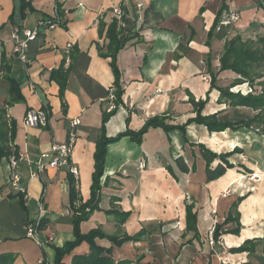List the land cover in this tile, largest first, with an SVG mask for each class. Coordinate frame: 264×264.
Returning <instances> with one entry per match:
<instances>
[{
    "label": "crops",
    "instance_id": "0c3cea01",
    "mask_svg": "<svg viewBox=\"0 0 264 264\" xmlns=\"http://www.w3.org/2000/svg\"><path fill=\"white\" fill-rule=\"evenodd\" d=\"M223 1L25 0L23 13L21 0H0V52L8 65V72L0 76V114L6 123L16 124L9 146L18 151L15 155L12 148L0 158V264H55V248L75 240L69 170L49 169L41 178L33 174L39 162H47L44 156L52 146L67 140L71 122L79 120L72 156L79 170L76 208L91 198L96 143L103 113L109 109L110 91H115L111 59L102 56L109 43L106 31L114 20L122 30L121 41L126 40L117 57L124 95L123 104L106 124L109 138L126 130L137 133L157 116L165 117L169 125L184 126L196 117L191 97L196 103L207 102L203 116L220 112L221 118L236 122L255 115L247 108L219 104V91L203 79L211 77L209 64L215 74L220 69L225 40L209 41L208 34ZM257 1H225L228 10L224 13L239 17L228 39L240 35L247 40L263 30L264 10L256 6ZM116 6L124 13L122 18L114 14ZM55 8L63 26L40 28L37 39L29 44L26 60L14 57L12 31L35 29L54 16ZM100 21L105 25L102 36ZM68 43L74 44L72 64L61 97L53 75ZM227 75L234 74L221 73L218 86L222 87ZM44 104L51 112L48 126H26L27 114L41 111ZM199 145L218 155L239 149L228 158L234 168L209 182ZM19 155L25 160L16 169L17 189L10 181L11 160ZM179 158L188 166L187 174L180 170ZM219 164L216 160L211 168ZM100 184V210L81 224L82 233L101 229L123 237L145 231L142 241L121 247L97 241L99 246L112 247L115 263L143 257L142 264H264V138L252 130L210 133L207 127L192 123L184 133L151 129L141 144L122 138L107 148ZM239 199L240 233L236 235L232 231L237 224L224 223ZM187 202L195 204L199 239L186 232ZM120 214H129L125 223ZM43 220L45 225L39 228ZM28 226L36 229V238L28 236ZM216 226H221L220 238L211 245L208 236ZM247 240H254L255 252L238 253L236 249ZM89 253L90 246L82 243L65 263Z\"/></svg>",
    "mask_w": 264,
    "mask_h": 264
},
{
    "label": "trees",
    "instance_id": "16d2710c",
    "mask_svg": "<svg viewBox=\"0 0 264 264\" xmlns=\"http://www.w3.org/2000/svg\"><path fill=\"white\" fill-rule=\"evenodd\" d=\"M226 0L223 1L222 7L216 14L214 23L209 31L208 37L209 41L213 38L219 40H225V45L223 53L219 60V72L214 73L209 64V73L211 75V89H216L220 93L219 104L226 103L231 108H247L255 112V115L248 120H238L236 122L228 121L220 117V112L210 115L203 116L202 111L206 106V101L195 102L194 98L191 97V104L194 106L196 117L190 119L184 126H172L166 122L165 117H154L149 119L144 127L139 132H132L126 130L124 133L118 135L115 138H109L106 133V124L109 122L111 117L116 115L119 107L123 104L124 91L121 86V73L117 66V57L121 49H123L126 40L121 41L120 36L122 30L118 27V22L114 20L107 28L106 38L109 43L107 46V53L102 54L105 58L111 59V68L115 77L114 87H115V104L116 109L111 112H104L102 119V132L101 136L96 143L95 152V172L93 174V183L91 186V198L84 204H81L76 208L75 203L78 201L77 192V182L74 177L69 173V205L71 216L73 218V232L75 240L72 242H67L62 248H55V264H66L65 258L69 256L77 247L82 243H87L90 246V253L87 256H77L73 258L71 264H142L143 257L137 258L135 261H121L115 263L112 257V247H102L97 244V241H108L112 245L121 247L128 242H140L142 241L145 231L139 234L129 236L125 235L123 237L111 236L106 234L101 229H93L87 234H83L81 231V224L89 221L92 214L95 211H99L100 195H101V178L104 175L105 162L107 156V148L109 145L120 141L122 138L130 137L134 142L141 144L143 138L151 129H162L165 133H170L176 130L185 132L186 126L196 123L198 125H203L207 127L210 133L215 132H225L226 130H231L236 132L240 129H248L255 131L259 136L264 137V80L263 82H258L260 79H264V26L263 35L259 36L256 41L253 40H243L240 35H236L231 39H228V34L232 28L233 24L223 25V15L224 11L228 10V7L224 4ZM22 2V11L24 13L26 3L25 0ZM257 6L264 10V0H258ZM56 21V20H55ZM60 26H63L61 23ZM105 30V25L100 21L99 23V34L103 35ZM210 43V42H208ZM4 53H1V71L5 73L8 72V65L4 59ZM229 71L235 75V79L228 87L218 86V76ZM67 73L63 68V62L58 67L57 71L53 75V78L58 81L60 85V96H64L66 89ZM6 77V76H5ZM11 86L16 87L15 82L10 78L7 79ZM249 82L251 87H253V92L248 95H242L241 93L230 92L232 88L244 84L243 82ZM250 87V86H249ZM262 88L260 94H256ZM18 89V88H17ZM19 98H17L18 101ZM224 101V102H223ZM41 111L46 117V125L48 126V121L51 116V112L47 104L42 106ZM16 133V124L14 122L6 123L0 114V158L9 155L12 152V148L9 146V140H14ZM202 157L207 163V180L209 182L215 181L223 177L227 170L233 169L234 166L229 163L228 158L233 154L239 153V149H235L232 153L228 154H216L207 149L204 145H199ZM15 150V148H13ZM15 155L18 151H13ZM220 160L219 164L215 168H211L214 161ZM180 165V170L182 173L187 174L189 172L188 166L184 163L182 159H177ZM242 199H239L237 203L233 204L228 217L225 221V225L229 223H236L237 228L232 232L236 235L240 233V214L238 212V206ZM121 223H125L129 218V214H120ZM45 225V221H41L39 228ZM221 226H216L214 231V239L219 240L220 234L219 230ZM186 232L193 233V239H199L198 231V214L195 208V204L192 202L186 203ZM238 253L255 252L254 240L245 241L238 249Z\"/></svg>",
    "mask_w": 264,
    "mask_h": 264
},
{
    "label": "built area",
    "instance_id": "2783aa9c",
    "mask_svg": "<svg viewBox=\"0 0 264 264\" xmlns=\"http://www.w3.org/2000/svg\"><path fill=\"white\" fill-rule=\"evenodd\" d=\"M139 9L142 8V5L138 6ZM79 8H83L82 4L79 5ZM113 12L118 18H122L124 13L122 12L119 6L113 8ZM61 16L57 8H55L54 16L51 19L39 22L38 26L32 30H20L18 28L14 29L11 34V40L14 44L13 49V56L19 60H26V52L28 50L29 44L34 42L39 33L40 28H44V30H53L60 26L62 21L60 20ZM56 20V21H55ZM239 20V17L235 13H224L222 24L229 25L234 24L236 21ZM74 48L73 43H68L65 48L63 49V68L65 71H68L72 64V51ZM1 53L0 52V68L2 67L1 63ZM4 72L0 70V76H3ZM205 82H211V77L206 76L203 78ZM238 88V90H235ZM233 93H243L244 95L251 94L253 90L247 85L236 86L231 89ZM116 109L115 104V91H110L109 95V109L108 112ZM25 124L28 127H37V126H45L46 125V117L42 111L39 112H30L27 114ZM80 125L79 120H73L70 124L67 140L62 144H55L51 148L50 154L44 156L47 159V162H39L37 164L38 169L33 176L42 177L43 174L51 169V170H61L63 168H67L69 173L74 177L76 182L79 179V170L78 168L73 165L72 163V156L77 144V127ZM25 158L23 155H19L18 157L14 156L11 160V165L13 168V175L11 176V183L15 188H19V174L17 173L16 169L20 161H24ZM144 162L142 163L141 167L143 168ZM67 215H70V212H66ZM40 225V222L38 226ZM28 236L31 238H36V229L33 226H28L27 228ZM208 241L211 245L215 244L214 239V229H212L208 236ZM43 264V263H41Z\"/></svg>",
    "mask_w": 264,
    "mask_h": 264
},
{
    "label": "rangeland",
    "instance_id": "374dc122",
    "mask_svg": "<svg viewBox=\"0 0 264 264\" xmlns=\"http://www.w3.org/2000/svg\"><path fill=\"white\" fill-rule=\"evenodd\" d=\"M256 6H257V3H256ZM263 35V30H260L258 33H256L255 34V36L253 37V38H250V39H247V40H253V41H256L257 40V38L259 37V36H262ZM234 75H227V77H224L223 79H222V81H224V83H221L220 85L222 86V87H228L230 84H232V82L234 81V79H232V78H234L233 77ZM263 80L264 79H260L258 82H263ZM244 84H247L248 86H250V88H252L253 89V87H251V84L249 83V82H247V81H245V82H243ZM244 84H242V85H244ZM238 86H241V85H238ZM231 90V89H230ZM258 92L256 93V94H260L261 92H262V88L261 87H259L258 88ZM230 92H232V91H230ZM242 95H244L243 93H241ZM251 95V94H250ZM248 114H250V112L248 113ZM239 119V118H238ZM244 119H246V118H244ZM253 131V130H252ZM254 133H256L255 131H253ZM257 134V133H256ZM258 135V134H257ZM260 137H262V136H260ZM264 138V137H263ZM90 224V223H89ZM116 235H118V234H116Z\"/></svg>",
    "mask_w": 264,
    "mask_h": 264
},
{
    "label": "water",
    "instance_id": "95a60500",
    "mask_svg": "<svg viewBox=\"0 0 264 264\" xmlns=\"http://www.w3.org/2000/svg\"><path fill=\"white\" fill-rule=\"evenodd\" d=\"M256 148H257V146H256Z\"/></svg>",
    "mask_w": 264,
    "mask_h": 264
}]
</instances>
